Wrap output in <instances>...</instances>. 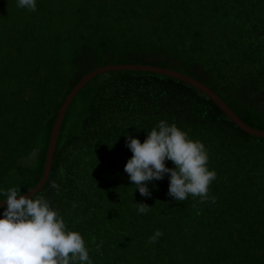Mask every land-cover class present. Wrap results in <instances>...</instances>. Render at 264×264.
Listing matches in <instances>:
<instances>
[{
    "label": "trees",
    "instance_id": "16d2710c",
    "mask_svg": "<svg viewBox=\"0 0 264 264\" xmlns=\"http://www.w3.org/2000/svg\"><path fill=\"white\" fill-rule=\"evenodd\" d=\"M36 5L0 0V199L41 179L61 103L102 64L152 63L190 74L264 129V0ZM160 120L205 145L217 174L208 192L215 202L177 201L168 194L170 173L147 182L151 196L132 184L128 135L143 143ZM50 170L31 198L44 196L81 233L92 264H264V137L185 81L134 69L94 75L66 108ZM137 203L150 210L140 213ZM156 230L163 235L150 243Z\"/></svg>",
    "mask_w": 264,
    "mask_h": 264
},
{
    "label": "clouds",
    "instance_id": "9594fccd",
    "mask_svg": "<svg viewBox=\"0 0 264 264\" xmlns=\"http://www.w3.org/2000/svg\"><path fill=\"white\" fill-rule=\"evenodd\" d=\"M18 7L35 11L36 0H18ZM127 146L133 156L125 172L142 196H151L147 182L170 173L168 194L177 201H186L192 195L200 197V202H215L208 192L217 174L208 167L205 145L190 139L175 123L160 120L143 143L128 135ZM166 160L175 167H167ZM52 187L59 188L55 182ZM5 196L7 207L0 218V264H92L84 237L67 228L64 218L44 196L18 197L16 187L8 189ZM137 206L140 213L150 210L145 203ZM162 235L156 230L149 242H156ZM99 248L97 245V251Z\"/></svg>",
    "mask_w": 264,
    "mask_h": 264
},
{
    "label": "water",
    "instance_id": "95a60500",
    "mask_svg": "<svg viewBox=\"0 0 264 264\" xmlns=\"http://www.w3.org/2000/svg\"><path fill=\"white\" fill-rule=\"evenodd\" d=\"M111 69H134L137 71H153V72L173 76L182 81H185L191 84L193 87L197 88L198 90L202 91L206 95H208L219 107H221L230 116V118L234 122H236V124L240 128L244 129L248 133H251V135L264 137V129H258L252 127L251 124L246 122L237 112H235L233 108L230 107L215 90H213L207 84L205 85L201 81L195 79L190 74H187L185 72H182L174 68L152 64V63L143 64V63H134V62H119V63L102 64L89 70V72L85 74L76 84H74L72 88L69 90V92L66 94L63 102L61 103L58 109L59 111L58 115L51 129L50 138L47 145L45 161H44L43 176L41 177L40 180H38V182L34 186H32L31 189H29L28 191L22 194H19L18 197L21 195L32 196V194H34L48 179L51 172L50 170L51 161L54 154L60 125L63 122L66 113V108L68 107V104L70 103L73 96H75L77 92L82 88V86H84L89 81V79L92 78L94 75ZM4 205H7L6 198L0 199V206H4Z\"/></svg>",
    "mask_w": 264,
    "mask_h": 264
}]
</instances>
